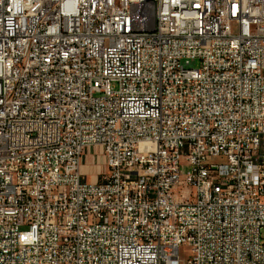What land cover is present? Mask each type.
<instances>
[{
  "label": "built area",
  "instance_id": "built-area-1",
  "mask_svg": "<svg viewBox=\"0 0 264 264\" xmlns=\"http://www.w3.org/2000/svg\"><path fill=\"white\" fill-rule=\"evenodd\" d=\"M263 230L264 0H0V264H264Z\"/></svg>",
  "mask_w": 264,
  "mask_h": 264
},
{
  "label": "crops",
  "instance_id": "crops-1",
  "mask_svg": "<svg viewBox=\"0 0 264 264\" xmlns=\"http://www.w3.org/2000/svg\"><path fill=\"white\" fill-rule=\"evenodd\" d=\"M98 150L99 148L97 147H90L87 151H86V155L84 157V161H83V166H82V169L84 172H87L91 175L92 178H96V174L98 172V170H104L105 169V161L103 160L104 162V167L100 168L96 161L93 159V163L92 162H89V158H90V154H91V150ZM103 159V158H102ZM95 161V163H94ZM98 162V161H97ZM96 164V165H95Z\"/></svg>",
  "mask_w": 264,
  "mask_h": 264
},
{
  "label": "rangeland",
  "instance_id": "rangeland-1",
  "mask_svg": "<svg viewBox=\"0 0 264 264\" xmlns=\"http://www.w3.org/2000/svg\"><path fill=\"white\" fill-rule=\"evenodd\" d=\"M192 66L198 67L199 66V62L193 61ZM99 154H100V149H98V150H96V149L93 150L92 149L91 150V154H90V158H89V162H92L93 163V159H94L96 161L97 165L100 168H102V167H104L103 159L100 158V161L97 162V157H98ZM95 161H94V163H95ZM89 179H90V176H89ZM262 234L264 236V230L262 231ZM189 251H190L189 247H187V246L182 247V249H181V255H182V257H184V258L185 257H188L189 256Z\"/></svg>",
  "mask_w": 264,
  "mask_h": 264
}]
</instances>
